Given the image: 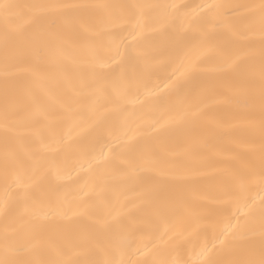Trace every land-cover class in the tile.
Returning <instances> with one entry per match:
<instances>
[{"label":"bare ground","instance_id":"obj_1","mask_svg":"<svg viewBox=\"0 0 264 264\" xmlns=\"http://www.w3.org/2000/svg\"><path fill=\"white\" fill-rule=\"evenodd\" d=\"M0 2V260L83 259L85 237L113 264L258 257L264 141L241 78L264 61L261 0ZM36 21L53 34L26 50Z\"/></svg>","mask_w":264,"mask_h":264},{"label":"snow or ice","instance_id":"obj_2","mask_svg":"<svg viewBox=\"0 0 264 264\" xmlns=\"http://www.w3.org/2000/svg\"><path fill=\"white\" fill-rule=\"evenodd\" d=\"M16 7L15 5L0 2V11H2L5 16L9 14L10 10ZM44 8L57 10V11H71L75 9L88 7L87 5H76V4H53V5H45L41 6ZM103 7H124V6H114V5H105ZM157 7H169V6H157ZM175 7V6H171ZM253 9H258L259 11V24L261 27V40L264 42V0H261V3L258 5L250 6ZM37 24V31L33 35L25 36L21 41V46L26 50H36L42 51L45 50L50 42V37L52 36L51 26L47 29H42L39 27V21L35 22ZM5 43L7 44V36H5ZM116 55H119V46L116 49ZM8 62L9 58L6 52L5 55V75L8 73ZM241 87L245 92V103L250 107V117H255L257 113V108L259 112V127L262 135V141H264V61H262L258 77L253 72L248 75H244L241 78ZM5 97H6V106H5V132L6 134L11 130L8 125V121L11 113H9L7 107V97H8V84L7 80L5 81ZM69 111L72 109L71 103L68 105ZM150 129L152 132L157 135L163 134V125L157 124L153 122L151 124ZM119 140V137H117ZM262 151H264V143H262ZM97 160L105 159V154L103 151L96 157ZM137 159H144L143 157H139ZM134 171L140 172L142 171V167L139 163L136 164ZM260 178L264 180V157H262L261 169H260ZM41 203H46L48 207V212L50 214H55L57 211L58 205L54 203L52 200L48 199L47 201H42ZM71 211L70 208L65 209V215ZM262 214H264V209H262ZM221 243H224L221 241ZM84 245V258L83 259H48L46 261L40 259L30 258L26 261H23L22 264H113L111 260L108 259H100L97 258L101 255H107L108 247L107 241L104 238L98 237H85L83 241ZM0 264H6V261L0 260ZM206 264H215L213 261H208ZM230 264H264V244H262L258 257L255 254V251L250 249L248 251L247 258L230 262Z\"/></svg>","mask_w":264,"mask_h":264}]
</instances>
